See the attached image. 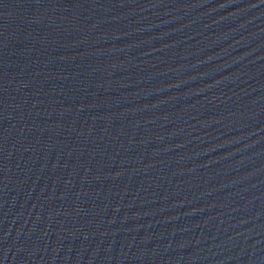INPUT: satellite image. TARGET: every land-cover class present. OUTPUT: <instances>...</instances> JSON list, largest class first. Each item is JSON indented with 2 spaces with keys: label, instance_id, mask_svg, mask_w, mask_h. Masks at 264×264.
Here are the masks:
<instances>
[{
  "label": "water",
  "instance_id": "obj_1",
  "mask_svg": "<svg viewBox=\"0 0 264 264\" xmlns=\"http://www.w3.org/2000/svg\"><path fill=\"white\" fill-rule=\"evenodd\" d=\"M0 264H264V0H0Z\"/></svg>",
  "mask_w": 264,
  "mask_h": 264
}]
</instances>
